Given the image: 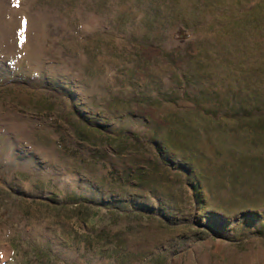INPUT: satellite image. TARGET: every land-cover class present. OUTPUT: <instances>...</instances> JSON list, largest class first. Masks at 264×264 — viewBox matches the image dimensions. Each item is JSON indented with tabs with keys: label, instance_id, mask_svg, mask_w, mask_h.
I'll return each mask as SVG.
<instances>
[{
	"label": "rangeland",
	"instance_id": "obj_1",
	"mask_svg": "<svg viewBox=\"0 0 264 264\" xmlns=\"http://www.w3.org/2000/svg\"><path fill=\"white\" fill-rule=\"evenodd\" d=\"M0 264H264V0H0Z\"/></svg>",
	"mask_w": 264,
	"mask_h": 264
}]
</instances>
